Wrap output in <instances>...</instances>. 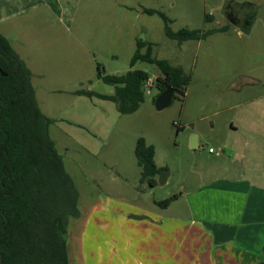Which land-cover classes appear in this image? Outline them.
Wrapping results in <instances>:
<instances>
[{
  "label": "rangeland",
  "instance_id": "obj_1",
  "mask_svg": "<svg viewBox=\"0 0 264 264\" xmlns=\"http://www.w3.org/2000/svg\"><path fill=\"white\" fill-rule=\"evenodd\" d=\"M238 1L251 2L256 15L247 33H239L235 26L206 40L182 44L165 35L158 14L148 15L143 9L164 13L174 31L208 30L228 25L220 14L222 0L79 1L75 19L79 29L73 31L85 37L93 50L88 90L114 93L113 86L96 79L97 64L110 75L138 69L156 79L160 74L156 66L141 61L130 66L140 39L152 44L153 57L170 61L191 78L186 94L176 93L163 111L155 108L153 99L158 90L153 87L140 108L127 115L120 114L111 101L75 97L71 94L75 89H36L40 103L44 108L47 103L48 113L53 115L50 136L79 191L80 213L85 211L88 218L87 227L82 229L79 219L73 218L67 232L69 251L71 255L76 251L82 262V258L94 262L105 255L107 264L122 262V256L124 264H141L143 257L135 251L136 246H154L153 234L143 230L142 238L136 235L131 240L125 225L140 231L146 228V221L150 222L146 214L159 213L161 220L181 216L188 194L223 176L225 167L261 177L264 0ZM206 15L212 17L211 22L206 21ZM139 138L154 147L157 167L169 173L166 184L150 187L140 182L141 168L135 157ZM195 139L196 148L192 147ZM210 148L215 152L210 153ZM174 196L180 200L168 208L160 205ZM128 216L139 222H125ZM108 226L110 230L106 231ZM170 245L177 249L189 246L182 229L177 230ZM129 256L134 258L130 262Z\"/></svg>",
  "mask_w": 264,
  "mask_h": 264
},
{
  "label": "trees",
  "instance_id": "obj_2",
  "mask_svg": "<svg viewBox=\"0 0 264 264\" xmlns=\"http://www.w3.org/2000/svg\"><path fill=\"white\" fill-rule=\"evenodd\" d=\"M143 11L148 15L158 14L163 20L165 35L179 44L206 40L231 27L228 24L208 30L174 31L164 13L152 9ZM205 19L212 21L210 15ZM139 61L160 70L155 84L158 94L153 103L168 87L175 90L172 99L176 93L186 94L190 76L170 61L153 57L151 43L137 41L130 66ZM96 77L113 86L114 93L79 94L111 101L124 115L135 113L144 103V85L150 78L144 70L110 75L97 64ZM53 122L39 106L30 69L0 33V264H74L68 256L67 232L70 220L81 215L79 191L50 136ZM135 157L141 168L140 182L155 187L161 170L154 160V147L139 138ZM177 198H168L160 205L167 207Z\"/></svg>",
  "mask_w": 264,
  "mask_h": 264
},
{
  "label": "crops",
  "instance_id": "obj_3",
  "mask_svg": "<svg viewBox=\"0 0 264 264\" xmlns=\"http://www.w3.org/2000/svg\"><path fill=\"white\" fill-rule=\"evenodd\" d=\"M79 1L0 0V33L8 39L30 69L35 91L39 88L75 89L71 91L73 96L87 98L88 96L79 93L94 92L88 90L92 83L89 75L92 74L93 50L85 37L73 31L74 28L79 29L75 25ZM231 27L235 26L231 25ZM238 32L248 31L239 28ZM36 97L43 113L52 118L53 115L48 113L47 103L45 108L40 103L37 91ZM76 125L81 124L76 123ZM196 143L198 147L197 139ZM62 158L65 165L64 157ZM225 169L223 176L204 183L198 191L188 194L184 213L181 216L161 220L159 213L146 214L150 222L146 221V228L139 229L140 231L125 225L131 240L135 239L136 235H141L142 238L143 230L153 234L154 246H136L135 251L143 257L141 264H261L264 262V169L261 177H251V174L246 176L244 172L235 171L234 168L225 167ZM87 198L88 195L85 204ZM178 200L179 197L174 201ZM83 208L86 209V205ZM85 213L83 211L77 218L81 222L79 229L88 223ZM133 221L139 222L129 216L125 222ZM179 229H182L189 239V246L186 248L177 249L176 246L170 245L174 244ZM108 230L110 226L106 228V231ZM110 236L113 234L111 233ZM67 250L69 260L74 264H107L105 255L100 259L96 258L94 262H87L82 258V262L77 258L76 251H73L75 255H71L68 243ZM125 252L127 250L124 249ZM123 257L122 262L118 264H124ZM128 258L130 262V258L133 257ZM138 258L136 256L137 262H140ZM114 259L115 256H112L111 260Z\"/></svg>",
  "mask_w": 264,
  "mask_h": 264
},
{
  "label": "flooded vegetation",
  "instance_id": "obj_4",
  "mask_svg": "<svg viewBox=\"0 0 264 264\" xmlns=\"http://www.w3.org/2000/svg\"><path fill=\"white\" fill-rule=\"evenodd\" d=\"M251 9V2L249 3L237 0H222L220 14H223L226 20L227 17L234 19L236 22H238L237 27L242 29L244 28V30H246L249 29L256 20V15L251 11ZM247 21L250 22L248 27H246ZM228 24H230L229 21Z\"/></svg>",
  "mask_w": 264,
  "mask_h": 264
},
{
  "label": "water",
  "instance_id": "obj_5",
  "mask_svg": "<svg viewBox=\"0 0 264 264\" xmlns=\"http://www.w3.org/2000/svg\"><path fill=\"white\" fill-rule=\"evenodd\" d=\"M227 20L229 21V23L233 26H238V22H236L234 19H231L229 17H227ZM250 24L249 21H247L246 23V27H248ZM242 29V28H241ZM244 30V28L242 29ZM175 93V90L173 87H168L165 91H163L158 97L157 99L155 100V108L157 111H163L164 109H166L170 104H171V101H172V97ZM196 143V139L194 140V142L192 143V147H197V143ZM168 172L166 171H162L160 172L158 178H157V183L159 185H164L166 184L167 182V176H168ZM261 264H264L261 263Z\"/></svg>",
  "mask_w": 264,
  "mask_h": 264
},
{
  "label": "built area",
  "instance_id": "obj_6",
  "mask_svg": "<svg viewBox=\"0 0 264 264\" xmlns=\"http://www.w3.org/2000/svg\"><path fill=\"white\" fill-rule=\"evenodd\" d=\"M155 84H156V79L149 78L146 81V83L144 85L145 95L146 96H150L151 95L153 87L155 88ZM209 152H214V150L213 149H209Z\"/></svg>",
  "mask_w": 264,
  "mask_h": 264
}]
</instances>
